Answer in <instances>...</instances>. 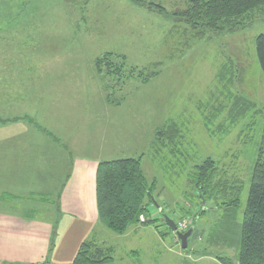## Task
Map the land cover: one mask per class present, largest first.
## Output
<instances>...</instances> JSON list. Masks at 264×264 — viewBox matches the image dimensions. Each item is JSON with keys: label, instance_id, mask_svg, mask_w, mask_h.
Segmentation results:
<instances>
[{"label": "rangeland", "instance_id": "374dc122", "mask_svg": "<svg viewBox=\"0 0 264 264\" xmlns=\"http://www.w3.org/2000/svg\"><path fill=\"white\" fill-rule=\"evenodd\" d=\"M144 1L0 0V97L13 95L16 113L31 112L60 135L65 155L141 157L161 207L149 206L153 216L194 220L188 249L163 219L125 235L106 228L103 246L113 248V260L105 264H222L217 257L238 264L264 135V72L256 51L264 21L198 38L177 14L188 0ZM109 52L126 56L125 71L136 74L99 72L96 61ZM140 71L153 75L144 82ZM171 125L179 130L172 142L157 134ZM32 126V145L49 136ZM207 157L218 161L219 177L242 183L238 209L202 199L192 184L191 172ZM49 200L58 202L56 194Z\"/></svg>", "mask_w": 264, "mask_h": 264}, {"label": "crops", "instance_id": "0c3cea01", "mask_svg": "<svg viewBox=\"0 0 264 264\" xmlns=\"http://www.w3.org/2000/svg\"><path fill=\"white\" fill-rule=\"evenodd\" d=\"M17 107L13 95L0 97V264H73L84 241L103 246L110 236L97 208L103 160L65 155L60 135L41 127L31 112L16 113ZM31 126L50 137L42 134L32 145ZM54 194L57 203L49 200ZM39 212L50 216H35ZM139 225L127 232L137 233Z\"/></svg>", "mask_w": 264, "mask_h": 264}, {"label": "trees", "instance_id": "16d2710c", "mask_svg": "<svg viewBox=\"0 0 264 264\" xmlns=\"http://www.w3.org/2000/svg\"><path fill=\"white\" fill-rule=\"evenodd\" d=\"M133 1L141 5L145 3L144 0ZM148 6L159 12L164 10L155 3H149ZM177 14H181L179 20L185 21L196 37L204 38L209 32L222 34L248 29L256 20L264 19V0H188L187 8ZM256 51L264 72V34H259L256 38ZM115 57L122 63L116 62ZM126 59L124 55L109 52L97 59L96 67L99 72L104 71L108 76L118 75L121 79H128L136 74V69L131 68L126 72ZM139 76L144 82L151 77L142 71ZM251 104L253 103L250 102ZM242 110L246 112L247 106ZM157 134L170 138L172 142L178 136L179 130L175 125H171L168 129H160ZM219 175L218 161L207 157L195 166L190 180L202 199L214 201L218 207L228 211L238 209L241 204L242 183L236 180L228 181ZM155 189V182H149L145 174L141 157L100 161L96 175L99 221L110 231L122 235L132 225H154L160 219L165 220L159 214L153 216L149 208L150 205L157 204ZM227 198L230 200L223 201ZM142 214L146 217L143 222L140 220ZM181 221L175 222L179 225ZM192 224L185 230H179L186 232ZM217 258L222 264H234L230 257ZM111 260L113 248L99 245L94 240H86L81 244L73 264H105ZM238 264H264V135L244 211Z\"/></svg>", "mask_w": 264, "mask_h": 264}, {"label": "water", "instance_id": "95a60500", "mask_svg": "<svg viewBox=\"0 0 264 264\" xmlns=\"http://www.w3.org/2000/svg\"><path fill=\"white\" fill-rule=\"evenodd\" d=\"M159 209H161L160 206ZM164 219L166 220L170 228L175 231L176 235L180 239L182 248L186 249L188 247V239L193 233V227L189 228L186 232H183L179 230L177 223L173 219L169 218L168 216H165Z\"/></svg>", "mask_w": 264, "mask_h": 264}, {"label": "built area", "instance_id": "2783aa9c", "mask_svg": "<svg viewBox=\"0 0 264 264\" xmlns=\"http://www.w3.org/2000/svg\"><path fill=\"white\" fill-rule=\"evenodd\" d=\"M140 220H141L142 222L146 220V217H145L144 214H142V215L140 216ZM189 225H190V220L186 218V219H184L183 221H181V222L179 223L178 228L181 229V230H183V229L185 230V229L188 228Z\"/></svg>", "mask_w": 264, "mask_h": 264}]
</instances>
